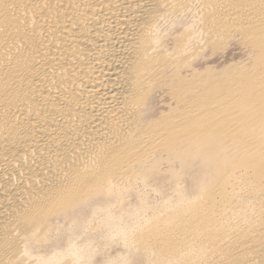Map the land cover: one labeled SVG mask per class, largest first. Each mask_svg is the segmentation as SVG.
Segmentation results:
<instances>
[{"label": "bare ground", "instance_id": "obj_1", "mask_svg": "<svg viewBox=\"0 0 264 264\" xmlns=\"http://www.w3.org/2000/svg\"><path fill=\"white\" fill-rule=\"evenodd\" d=\"M0 264H264V0H0Z\"/></svg>", "mask_w": 264, "mask_h": 264}, {"label": "rangeland", "instance_id": "obj_2", "mask_svg": "<svg viewBox=\"0 0 264 264\" xmlns=\"http://www.w3.org/2000/svg\"><path fill=\"white\" fill-rule=\"evenodd\" d=\"M228 43L226 45L227 48H225V50L223 48L224 52L222 51V49H220V51L217 50V54L215 53V51H213L214 54L213 53L212 54L214 56L213 55L211 56V55H208V54H210V53H208L210 51H208L206 56H208V58H209V56H211L210 59H208L206 57L207 60H200V59L197 60L196 67L197 66H198L197 68H201L202 67L201 68V70H202L208 64L209 67H211V68H213L215 70L216 69L219 70V69H221V68H223L225 66L230 65V63H232V62L236 63V62L244 61V59L246 58V53L248 52L247 49H244L246 47H243V45L238 43L236 40L235 41L231 40V42H228ZM218 52H221V53H218ZM222 56H223V58H222ZM162 168L165 169L166 166H163ZM164 180H165L164 181L165 185H163V186L165 188L169 187L165 178H164ZM141 191H144V194H147L145 190L141 189ZM148 191H150V192H148L149 193L148 197L151 196V197H153V199L156 198L155 200H157L159 198L158 194L152 192L151 189L148 190ZM171 193H172L171 191H168V195H171ZM98 233L92 237V240H93L94 243H99V245H100L99 250L102 253H104V255H106V256H112L113 255L114 256L117 253H120V252L123 251V248L121 246H119V245H116V244H108L107 246L102 245L103 238L99 237Z\"/></svg>", "mask_w": 264, "mask_h": 264}]
</instances>
